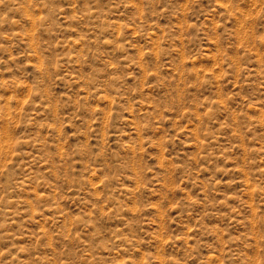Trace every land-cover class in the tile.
Returning a JSON list of instances; mask_svg holds the SVG:
<instances>
[{
  "label": "rangeland",
  "instance_id": "374dc122",
  "mask_svg": "<svg viewBox=\"0 0 264 264\" xmlns=\"http://www.w3.org/2000/svg\"><path fill=\"white\" fill-rule=\"evenodd\" d=\"M0 264H264V0H0Z\"/></svg>",
  "mask_w": 264,
  "mask_h": 264
}]
</instances>
